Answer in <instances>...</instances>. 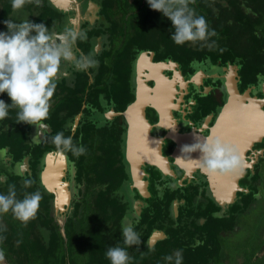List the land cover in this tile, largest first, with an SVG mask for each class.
Listing matches in <instances>:
<instances>
[{"label": "flooded vegetation", "instance_id": "flooded-vegetation-1", "mask_svg": "<svg viewBox=\"0 0 264 264\" xmlns=\"http://www.w3.org/2000/svg\"><path fill=\"white\" fill-rule=\"evenodd\" d=\"M6 6L13 20L19 10L42 17L51 10L45 25L53 41L68 28L84 31L87 39L77 40V54L91 53L98 61L84 71L63 62L48 118L37 125L22 122L23 156L14 161L8 147L0 150V181L31 180L49 200L51 225L57 223L62 231L71 218L77 222L95 207L117 203L124 210L122 222L138 220L134 227L141 232L148 229L146 223L152 225L147 230L150 246L172 233L192 245L207 237L205 225H213L214 216L235 214V203H244L243 193L254 199L244 214L263 199L264 132L238 142L244 169L234 201L222 206L212 196V172L195 159L199 152L184 148L196 135L202 139L214 134L229 92L245 105L254 101L264 114V57L257 56L261 48L238 47L233 59L222 53L215 61L204 56L182 63L175 43L163 41L161 24L148 14L152 9L146 0H26L18 11L11 0H0V11ZM137 118L146 119L148 134H132ZM58 131L72 135L86 152L78 157L69 152L63 161L47 156L55 152L52 137ZM221 133L225 138V131ZM160 158L167 171L159 167ZM90 174L99 179L90 183ZM6 261L0 258V264Z\"/></svg>", "mask_w": 264, "mask_h": 264}, {"label": "trees", "instance_id": "trees-1", "mask_svg": "<svg viewBox=\"0 0 264 264\" xmlns=\"http://www.w3.org/2000/svg\"><path fill=\"white\" fill-rule=\"evenodd\" d=\"M29 4L33 5L31 2ZM29 4L27 3L26 6L28 9L32 7ZM190 7L197 15L205 17L216 35L210 37L207 42L175 44L176 58L180 62L186 63L187 60L204 56H210L215 61L217 57L222 56V53L225 58L233 59L238 54L236 48H245L249 51V48L256 45L255 48H261L257 52L259 60L264 57V35H262L264 34V0H191ZM9 11L8 6L0 11V21L9 19ZM48 14H52L51 10H48L43 17L37 12L30 13L28 17L33 22L45 24ZM148 14L156 15V21L162 27L159 28V33L164 36L163 41L173 43L170 36V20L153 9ZM5 27L0 23V30ZM247 68L249 71L250 67ZM0 98L10 102L6 93L0 94ZM16 119V111H12L10 107L9 115L0 120V150L8 147L6 151L8 154L12 152L15 156L14 161L23 156L25 145L22 141L24 125L22 122L16 125ZM104 152L101 149L100 153L104 155ZM14 178L16 177L4 183L0 181V193L7 194L9 185H15L17 199H23L26 194L38 191L34 183L25 186L24 180ZM17 178L20 176L17 175ZM243 196H245L244 203H235L233 208L235 214L231 212L229 216L222 214L214 216L213 225H205L207 237H200L202 243L198 246L194 247V244L190 245L187 241L175 239L173 233L160 240L155 246H150L148 237L151 234L147 236V230L152 225L146 223L148 228L145 230L146 233L136 230L141 237L140 244L128 247L123 243L121 234V217L124 210L120 206L117 208V203H112V208L95 207L83 218H77L75 224L71 218L60 231L57 223L51 225V220L47 216L49 200L41 194L42 199L36 216L27 223L15 218L11 211L0 214V250L7 258L6 264H110L105 255L110 246L126 247L131 257L129 264H164L163 257L172 254L176 249L183 250V264H229L230 258L222 249L224 234L235 230L238 219L244 214L242 211L254 202V199L248 197L249 194L247 196L243 193ZM190 201L192 199L188 202ZM172 212L175 213L174 210ZM45 228L47 229L44 230ZM183 233L189 235L187 230ZM260 241L262 242L258 243L256 250L242 252L240 257L243 260L239 264H264V239ZM77 245L81 249H78ZM79 252L82 253L81 257H78Z\"/></svg>", "mask_w": 264, "mask_h": 264}, {"label": "clouds", "instance_id": "clouds-1", "mask_svg": "<svg viewBox=\"0 0 264 264\" xmlns=\"http://www.w3.org/2000/svg\"><path fill=\"white\" fill-rule=\"evenodd\" d=\"M26 0H11L13 9H20ZM150 9L156 10L171 22L170 36L177 45L186 42H207L215 36V30L209 27L202 15H197L190 7L191 0H146ZM6 26L0 30V94L6 93L10 102L0 98V120L9 115V108L16 107L17 122L38 124L49 115L50 100L56 89V74L63 62H71L79 70H87L98 65L91 53L77 54V40L87 39L84 31L77 32L71 28L57 36L53 41L49 28L43 22L29 19L16 22L13 19L0 21ZM55 155L63 161L67 153L80 156L86 152L83 145L73 142L72 135L58 131L52 137ZM188 153L198 151L199 166L207 172L230 173L242 170V157L237 145L215 134L201 139L196 135L195 142L184 146ZM31 180H24L29 186ZM259 198L260 194H256ZM42 199L39 191L26 194L17 199L15 185H9L7 194L0 193V214L12 212L15 218L27 223L35 218ZM138 220L125 218L121 226L123 243L131 247L139 245L141 237L134 225ZM202 243L196 240L194 247ZM110 264H129L131 257L126 247L110 246L105 252ZM3 251L0 250V258ZM164 264H183V250L176 249L163 257Z\"/></svg>", "mask_w": 264, "mask_h": 264}, {"label": "water", "instance_id": "water-1", "mask_svg": "<svg viewBox=\"0 0 264 264\" xmlns=\"http://www.w3.org/2000/svg\"><path fill=\"white\" fill-rule=\"evenodd\" d=\"M229 94L230 98H228L227 106L223 110L220 121L213 127V132L215 135H220L221 130H224L225 139L237 145L242 157V148L238 145V142H242L243 136L244 139L248 137V140L251 141L252 138H259L263 134L264 114L254 101H251L250 105H245L242 103V100L233 96L235 94L234 91L229 92ZM228 114H232L233 116L227 117ZM134 124L135 126L131 130L134 136L137 133L141 135L142 133L148 134L150 125L145 118H137ZM158 165L163 171H167L166 163H164L162 158H160ZM243 169L244 163L242 162V170L230 173L212 172L211 176L213 178H210V188L214 200L220 206L223 203L234 201L236 191L238 190V178L242 174Z\"/></svg>", "mask_w": 264, "mask_h": 264}, {"label": "rangeland", "instance_id": "rangeland-1", "mask_svg": "<svg viewBox=\"0 0 264 264\" xmlns=\"http://www.w3.org/2000/svg\"><path fill=\"white\" fill-rule=\"evenodd\" d=\"M25 19H29L26 10H19L18 13L15 14L14 20L16 22H20ZM3 30L6 31V27ZM90 177H91L89 179L90 183L93 178L99 179L98 176H92L91 174ZM263 183L264 181H262V183H260L259 186V190L261 191L260 193L263 195V199L261 200L257 199V205L253 206V208L251 207L252 209H250L248 212L245 211L246 213L240 216V219H238L237 221L238 223L234 231H232L229 234H224L222 249L225 251V255H228V257L230 258L229 264H236V263L239 264L243 260L240 257L242 252L251 249L256 250L258 248V243L262 242L260 240H262V238L264 239V184ZM74 222L77 223L76 219H73V223ZM78 249L81 248L78 247ZM81 256L82 253L79 252L78 257Z\"/></svg>", "mask_w": 264, "mask_h": 264}]
</instances>
